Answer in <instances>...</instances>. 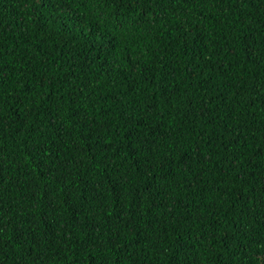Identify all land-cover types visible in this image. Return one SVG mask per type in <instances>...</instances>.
Here are the masks:
<instances>
[{
	"label": "trees",
	"instance_id": "trees-1",
	"mask_svg": "<svg viewBox=\"0 0 264 264\" xmlns=\"http://www.w3.org/2000/svg\"><path fill=\"white\" fill-rule=\"evenodd\" d=\"M0 264H264V0H0Z\"/></svg>",
	"mask_w": 264,
	"mask_h": 264
}]
</instances>
